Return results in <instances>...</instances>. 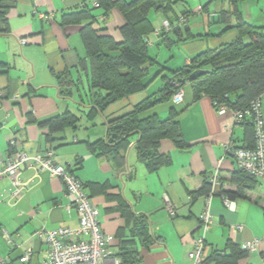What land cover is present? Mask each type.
I'll list each match as a JSON object with an SVG mask.
<instances>
[{
    "label": "crops",
    "instance_id": "obj_1",
    "mask_svg": "<svg viewBox=\"0 0 264 264\" xmlns=\"http://www.w3.org/2000/svg\"><path fill=\"white\" fill-rule=\"evenodd\" d=\"M98 1L11 0L9 29L0 33V167L6 162L10 138L29 154L50 145L54 160L70 167L84 183L99 210L102 229L113 235L110 246L114 255L118 257L124 244L130 245L140 255L136 264H191L188 252L202 233L198 215L204 195L199 191L209 174L218 169L221 184L211 198L213 223L205 232V258L215 250L229 255L233 248L256 238L258 248L238 257L235 264H264V184L235 179L237 165L225 147L227 143L242 147L252 139L246 134L247 123L235 122L231 109L218 113L208 96L194 99L193 90L185 83L181 102L171 97L141 112L140 117L156 114L160 119L169 117L171 111L177 113L185 142L178 147L168 138L161 139L159 149L170 160L153 171L137 156V134L116 154L96 155L88 147V142L106 137L108 120L129 112L148 97L159 98L172 71L184 67L196 54L234 40L239 33L234 26L236 14L264 34V0L257 9L249 7L254 0H168L167 6L162 0L163 5L147 12V86L112 102L102 112L88 115L90 65L81 30L91 23L99 34L120 43L126 21L117 5L106 10L95 5ZM81 9L88 10L91 17L61 23L63 13ZM223 9L229 12L228 28L219 21ZM166 19L171 24L168 30L162 29ZM109 53L116 55L119 50ZM63 76L73 81L70 96L60 93ZM261 108L264 112V95ZM66 112L78 117L74 125L53 132L38 125L40 120ZM33 174L32 168L23 167L22 179ZM9 187L10 179L0 177V264H21L19 257L27 249L33 252L31 262H42L47 257L46 244L34 232L75 225L76 211H67L63 183L47 170L39 171L14 204L1 198ZM222 196L232 202V208L225 206ZM165 197L177 206L176 216L167 214ZM139 224L150 233L148 242L138 233ZM3 231L9 233L11 242Z\"/></svg>",
    "mask_w": 264,
    "mask_h": 264
},
{
    "label": "trees",
    "instance_id": "obj_2",
    "mask_svg": "<svg viewBox=\"0 0 264 264\" xmlns=\"http://www.w3.org/2000/svg\"><path fill=\"white\" fill-rule=\"evenodd\" d=\"M161 1L134 0L128 3L112 0L98 1V4L106 10L117 5L126 21L121 27L123 41L120 43L99 34V30L92 28L91 23L86 24L81 30L90 65L91 106L88 115H92L95 110L102 112L112 102L126 98L147 86L146 78L149 69L144 65L146 58H150L144 41V36L150 27L147 12L150 8L163 5ZM163 1L167 2L165 3L167 6L168 0ZM10 6L11 0H0V33L9 29L7 13ZM228 14L229 12L225 9L219 12V21L224 23L226 28L230 24ZM236 15L234 26L239 33L234 40L217 49L202 51L193 56L184 67L172 71V76L165 78L159 98L148 97L135 104L129 112L108 120L106 137L88 142V147L96 155L116 154L129 145L131 136L137 134L138 139L134 143L137 156L149 170L153 171L170 160L169 156L159 149L161 139L168 138L178 147L185 146V142L177 113L174 111H171L170 116L165 119L158 118L156 114L140 117V113L159 101L169 100L179 88L176 83H180L181 86L189 83L194 99L206 95L215 107L217 103L225 104L229 108L245 107L256 97L261 99L264 95V34L259 27L248 24L239 14ZM88 17H91L89 11L81 9L63 13L61 23L78 22ZM244 34L249 36L250 40L246 41ZM113 49H118L119 53L110 54L109 50ZM195 69L209 71L195 79H189L190 72ZM59 82L60 93L70 96L73 81L63 76ZM215 101H217L216 104ZM77 120L78 117L74 114L66 112L40 120L38 125L47 127L50 132H53L63 129L66 125H74ZM243 122L247 123L246 134L252 140L250 144L242 147H248L253 144V124L250 120ZM68 168L73 172L70 167ZM235 179L257 180L238 168ZM81 183L87 192L84 183L82 181ZM209 189V182H205L199 192L205 195ZM87 193L90 196L89 192ZM138 233L143 235V241L148 242L150 233L143 224L138 225ZM246 254L248 253L239 246L233 248L229 255L224 251L215 250L204 259V264H235L238 257ZM117 256L121 264H136L140 260L138 251L125 244L119 248Z\"/></svg>",
    "mask_w": 264,
    "mask_h": 264
},
{
    "label": "built area",
    "instance_id": "obj_3",
    "mask_svg": "<svg viewBox=\"0 0 264 264\" xmlns=\"http://www.w3.org/2000/svg\"><path fill=\"white\" fill-rule=\"evenodd\" d=\"M97 6L98 3L95 2ZM184 21V18H180ZM171 24L169 20L162 22V29L168 30ZM21 43L25 40L21 39ZM174 82V81H173ZM172 100L179 103L184 98V89L180 83ZM217 101H215V104ZM231 109L235 122L250 120L253 124V144L248 147H238L227 143L225 153L231 156L237 168L256 178L264 184V112L261 108V99L256 97L245 107L229 108L225 104L217 103L218 113H224ZM8 156L3 167H0V177L10 179V187L1 194V198L8 204H14L27 190L28 185L38 177L40 170H47L51 176L59 177L63 183L65 195L68 198L66 209L70 212L74 209L77 214L75 225H62L55 229H39L34 236L42 239L46 244L47 257L42 262H31L33 252L31 249L24 251L19 257L21 264H121L111 249L113 235L105 232L99 221V210L91 197L84 190L81 181L67 166L61 165L54 160V150L48 145L43 151L29 154L20 150L14 138L7 143ZM30 167L34 174L27 180L22 179L23 167ZM210 189L204 195V204L198 215L199 229L201 234L193 241V247L188 252L191 264H204L205 232L213 223L211 214V198L218 192L220 185L219 170L216 169L208 176ZM225 206L232 208V202L225 196ZM164 208L170 217L177 214V206L165 197ZM241 228V226H239ZM7 242H11V236L3 231ZM259 239H251L240 244L239 247L246 253L258 248Z\"/></svg>",
    "mask_w": 264,
    "mask_h": 264
},
{
    "label": "water",
    "instance_id": "obj_4",
    "mask_svg": "<svg viewBox=\"0 0 264 264\" xmlns=\"http://www.w3.org/2000/svg\"><path fill=\"white\" fill-rule=\"evenodd\" d=\"M209 71L208 69H195L190 72L189 79H195L196 77L204 74L205 72Z\"/></svg>",
    "mask_w": 264,
    "mask_h": 264
},
{
    "label": "rangeland",
    "instance_id": "obj_5",
    "mask_svg": "<svg viewBox=\"0 0 264 264\" xmlns=\"http://www.w3.org/2000/svg\"><path fill=\"white\" fill-rule=\"evenodd\" d=\"M261 1H263V0H254V1H252V3H248L249 4V7L250 8H259V3L261 2ZM251 2V1H250ZM243 8H244V10H247L248 9V5H243ZM86 84V83H85ZM86 86V85H85ZM84 86V87H85Z\"/></svg>",
    "mask_w": 264,
    "mask_h": 264
}]
</instances>
